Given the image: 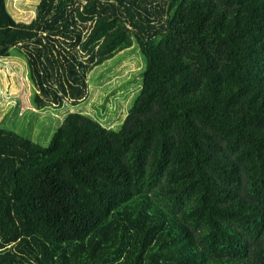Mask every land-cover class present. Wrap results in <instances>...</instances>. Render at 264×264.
<instances>
[{
    "label": "trees",
    "instance_id": "trees-1",
    "mask_svg": "<svg viewBox=\"0 0 264 264\" xmlns=\"http://www.w3.org/2000/svg\"><path fill=\"white\" fill-rule=\"evenodd\" d=\"M136 45L118 129L68 113L42 145L0 127V264H264V0H0V57L34 102L87 98Z\"/></svg>",
    "mask_w": 264,
    "mask_h": 264
},
{
    "label": "rangeland",
    "instance_id": "rangeland-1",
    "mask_svg": "<svg viewBox=\"0 0 264 264\" xmlns=\"http://www.w3.org/2000/svg\"><path fill=\"white\" fill-rule=\"evenodd\" d=\"M39 0H7L18 23L36 17ZM147 60L136 45L119 51L88 76L87 98L63 104L34 102L36 88L28 76L26 56L19 48L11 56L0 57V127L47 145L70 112L91 115L103 126L118 129L141 88Z\"/></svg>",
    "mask_w": 264,
    "mask_h": 264
}]
</instances>
